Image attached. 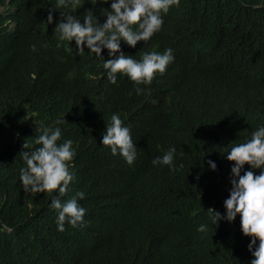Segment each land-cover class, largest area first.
I'll use <instances>...</instances> for the list:
<instances>
[{
	"label": "trees",
	"instance_id": "trees-1",
	"mask_svg": "<svg viewBox=\"0 0 264 264\" xmlns=\"http://www.w3.org/2000/svg\"><path fill=\"white\" fill-rule=\"evenodd\" d=\"M0 7H15L21 20L5 49L10 31L0 16V225L11 229L0 230V264H250L239 214L213 225L208 209L214 200L225 212L234 164L227 151L264 125V0H179L148 41L130 47L122 40L121 50L136 60L142 49L175 53L163 74L139 85V95L126 75L108 81L107 49L101 57L86 46L77 54L74 41H59L61 12L81 16L93 9L89 0L67 7L0 0ZM231 96L235 104L225 102ZM112 113L137 147L131 165L102 145ZM58 120V143L71 139L76 149L73 180L60 198L83 191L78 203L89 209V222H65L64 231L49 207L58 190L25 192L19 180L26 166L20 154L39 147L30 125ZM172 146L175 167L154 166Z\"/></svg>",
	"mask_w": 264,
	"mask_h": 264
},
{
	"label": "clouds",
	"instance_id": "clouds-1",
	"mask_svg": "<svg viewBox=\"0 0 264 264\" xmlns=\"http://www.w3.org/2000/svg\"><path fill=\"white\" fill-rule=\"evenodd\" d=\"M89 1L93 9L89 12L82 8L77 11L81 16L61 12V19L55 27L59 41L69 44L74 41L77 54L84 52L86 46L90 53L101 57L102 50L107 49L110 58L103 60V68L108 81L115 84L118 73L126 75L136 85V94H141L145 89L139 85L151 84L157 73L163 74L168 64L175 61L174 50L171 47L142 49L139 60H136L121 50V41L130 47H135L138 41H148L160 31L163 16L169 9L173 5L179 6V0H111L110 9L106 5L108 0ZM100 2L103 10L100 9ZM59 3L67 7L69 0H59ZM0 12L2 25L10 31L4 46L6 49L9 43L16 40L21 20L15 7H0ZM47 22H53L52 11H49ZM66 50L72 49L69 47ZM225 102L235 104L237 99L231 96ZM60 123L62 121L58 120L45 125L37 121L35 126L30 125L33 140L39 147L20 154L26 166L20 169L19 180L25 192L52 193L58 190V195L52 196L49 207L56 211L57 230L64 231L65 222L72 227H83L89 222V209L78 203L79 199L85 197L83 191L66 200L60 198L73 180L69 167L76 155L71 139L58 143L62 136ZM102 145L109 146L113 155H121L129 165L136 160L137 147L130 128L124 125L118 113H112L102 133ZM25 147L28 146L25 144ZM175 153L176 148L169 147L163 155L154 157L152 164L174 168ZM226 158L234 164L231 167L229 196L223 202L225 212L221 214L215 210L216 201L213 200L209 205L208 219L215 225L222 219L233 222L239 214L241 231L250 237L247 246L253 257L250 264H264V125L254 130L246 142L233 144ZM207 163L212 170L216 169L214 161L208 160ZM245 164L249 165V170L244 169ZM251 169L260 171L256 174ZM207 228L208 224L202 223L197 230L204 232ZM0 230L11 229L7 224H2Z\"/></svg>",
	"mask_w": 264,
	"mask_h": 264
}]
</instances>
